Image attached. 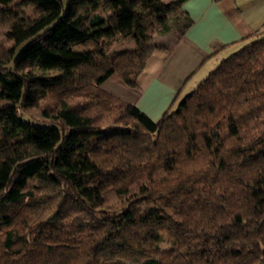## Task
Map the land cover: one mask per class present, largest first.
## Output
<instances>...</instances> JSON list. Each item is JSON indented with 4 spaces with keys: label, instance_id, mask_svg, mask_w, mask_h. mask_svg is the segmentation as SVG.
Segmentation results:
<instances>
[{
    "label": "trees",
    "instance_id": "trees-1",
    "mask_svg": "<svg viewBox=\"0 0 264 264\" xmlns=\"http://www.w3.org/2000/svg\"><path fill=\"white\" fill-rule=\"evenodd\" d=\"M186 1L24 0L31 23L0 9L15 41L0 50V264H264V31L158 123L101 88L138 92L165 49L154 34L193 24ZM125 37L135 50L115 48Z\"/></svg>",
    "mask_w": 264,
    "mask_h": 264
},
{
    "label": "crops",
    "instance_id": "crops-1",
    "mask_svg": "<svg viewBox=\"0 0 264 264\" xmlns=\"http://www.w3.org/2000/svg\"><path fill=\"white\" fill-rule=\"evenodd\" d=\"M180 11L193 24L172 47L163 45L165 49L153 55L138 80V92L128 89L131 97L124 100L155 123L173 105L188 78L210 60L229 55L244 38L264 28V0H187ZM220 46L226 49L209 59ZM177 61L182 67L175 70Z\"/></svg>",
    "mask_w": 264,
    "mask_h": 264
},
{
    "label": "rangeland",
    "instance_id": "rangeland-1",
    "mask_svg": "<svg viewBox=\"0 0 264 264\" xmlns=\"http://www.w3.org/2000/svg\"><path fill=\"white\" fill-rule=\"evenodd\" d=\"M164 3H169L170 0H161ZM24 0H12V2L9 5L3 6L0 9L5 10V11H10L18 17H22L25 19L30 20V23L37 19L39 17V11L33 6V5H28L26 3H23ZM110 12H107L109 14ZM170 28H173V23L170 22ZM259 31H264V28L259 30ZM168 37L161 38L158 34H154V37L156 41L161 44V46L164 44L167 46V48L172 47L171 45L174 44L176 37L174 36L175 34L170 31L168 33ZM250 39V41L254 40ZM249 42V41H248ZM15 41L13 39V31L11 29V25L7 23L0 22V50H10L14 47ZM117 50H124V49H129V50H135L137 48V42L134 41L133 39L129 37H125L123 40L119 41L118 44L115 47ZM218 59H221L218 58ZM180 61H177L174 69H181L182 67L180 65ZM219 64V60L217 59H212L209 62H207L204 66H202L195 74L191 76V78L186 82L184 93H188L191 90L195 89L197 85L207 77V75ZM183 70V68H182ZM181 70V71H182ZM38 75H42V72H37ZM50 73L47 72L44 75H49ZM1 86V85H0ZM101 88L112 95L122 99V100H128L131 97V93L129 90L123 85L121 80L117 77L114 76L112 79L108 80L105 82ZM95 207H97V210L104 209L103 205H98L96 200L94 199V202H92Z\"/></svg>",
    "mask_w": 264,
    "mask_h": 264
}]
</instances>
